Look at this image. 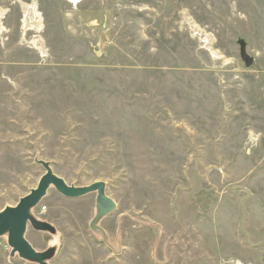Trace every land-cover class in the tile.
<instances>
[{
  "label": "rangeland",
  "instance_id": "rangeland-1",
  "mask_svg": "<svg viewBox=\"0 0 264 264\" xmlns=\"http://www.w3.org/2000/svg\"><path fill=\"white\" fill-rule=\"evenodd\" d=\"M0 13V211L38 185L36 158L117 203L105 242L97 194L52 186L33 213L57 234L26 232L57 247L49 264H264V0H0ZM11 250L0 237V264H35Z\"/></svg>",
  "mask_w": 264,
  "mask_h": 264
},
{
  "label": "water",
  "instance_id": "water-1",
  "mask_svg": "<svg viewBox=\"0 0 264 264\" xmlns=\"http://www.w3.org/2000/svg\"><path fill=\"white\" fill-rule=\"evenodd\" d=\"M239 44L241 58L248 66H251L254 59L247 53V44L244 41H239ZM35 162L45 169L38 185L31 189L27 195L21 197L17 205L7 206L0 211V237L7 236L8 244L12 249L11 257L18 255L35 264H49V261L55 256L56 246L39 251L26 238L29 225L37 231L57 234V228L51 222L37 218L33 213L52 186L61 195L70 199H78L94 192L97 194L96 213L90 223V228L100 233L104 241L107 242L106 232L99 223L103 218L116 211L117 203L108 196L106 183L96 181L86 186L69 185L63 178L55 174L50 162L39 158H36Z\"/></svg>",
  "mask_w": 264,
  "mask_h": 264
},
{
  "label": "bare ground",
  "instance_id": "bare-ground-1",
  "mask_svg": "<svg viewBox=\"0 0 264 264\" xmlns=\"http://www.w3.org/2000/svg\"><path fill=\"white\" fill-rule=\"evenodd\" d=\"M68 1L73 3V4H76L79 2V0H68ZM24 7H25V14H30L31 16L40 15V13L38 12V8H37L36 4H31V5L24 4ZM1 14H3V13H0V16H1ZM41 29H42V25L40 24V26L37 30H41ZM34 42L38 44V40H34Z\"/></svg>",
  "mask_w": 264,
  "mask_h": 264
},
{
  "label": "built area",
  "instance_id": "built-area-1",
  "mask_svg": "<svg viewBox=\"0 0 264 264\" xmlns=\"http://www.w3.org/2000/svg\"><path fill=\"white\" fill-rule=\"evenodd\" d=\"M9 245V244H8Z\"/></svg>",
  "mask_w": 264,
  "mask_h": 264
}]
</instances>
